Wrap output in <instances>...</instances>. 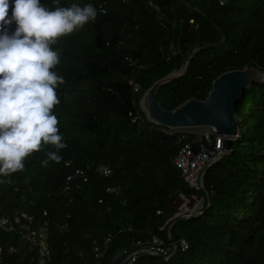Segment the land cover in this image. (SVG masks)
I'll use <instances>...</instances> for the list:
<instances>
[{
  "label": "trees",
  "instance_id": "trees-1",
  "mask_svg": "<svg viewBox=\"0 0 264 264\" xmlns=\"http://www.w3.org/2000/svg\"><path fill=\"white\" fill-rule=\"evenodd\" d=\"M154 1L158 10L149 0H60L61 6L91 3L98 11L95 22L53 46L61 60L54 70L66 81L54 114L67 147L59 163L41 165L54 150L49 145L29 157L23 171L0 177V215L26 212L38 225L48 222L46 264H95V245L105 249L99 264H120L113 256L130 245L132 252L133 240L155 234L169 243V225H161L173 215L178 192L202 193L182 180L173 163L178 134L149 118L145 93L188 60L187 69L158 90L168 110L191 98L205 100L227 71L264 73V0ZM235 113L240 135L205 173L203 212L172 227V238H186L189 247L168 259L143 252L131 264H264V80L244 90ZM87 165L89 181L65 193L66 176ZM99 165H109L112 174L101 176ZM0 240L19 247L3 264H37L36 249L20 233L0 227Z\"/></svg>",
  "mask_w": 264,
  "mask_h": 264
},
{
  "label": "clouds",
  "instance_id": "clouds-1",
  "mask_svg": "<svg viewBox=\"0 0 264 264\" xmlns=\"http://www.w3.org/2000/svg\"><path fill=\"white\" fill-rule=\"evenodd\" d=\"M53 4L0 0V177L23 171L25 161L49 145L54 150L41 165L59 163L67 147L54 114L66 81L54 70L61 60L53 46L95 22L98 11L91 3Z\"/></svg>",
  "mask_w": 264,
  "mask_h": 264
},
{
  "label": "built area",
  "instance_id": "built-area-1",
  "mask_svg": "<svg viewBox=\"0 0 264 264\" xmlns=\"http://www.w3.org/2000/svg\"><path fill=\"white\" fill-rule=\"evenodd\" d=\"M226 1L220 0V3L224 4ZM149 5L153 9H159L154 0H149ZM191 22L193 23L194 19H191ZM126 59L131 64L135 63V60L131 57H126ZM130 83L133 85L135 91L139 90L140 86L136 82L130 81ZM137 118V116L133 117L134 120ZM186 128H170L172 132L178 134V142L180 143L179 149L173 157V163L179 169L184 183L202 194L199 195L197 192L191 194L184 191L178 192L177 197L173 201L177 211L161 225V229L166 228L168 225L170 226L177 218L186 219L202 212V209L209 199V193L205 187V183L201 182L202 174L207 165L223 150V143L226 136L217 133L214 127L206 126L200 130H188L191 127ZM71 163V160L67 161L66 165L69 166ZM90 168V165H87L86 167H76L71 171L66 176L63 185L64 192L70 194L74 187L79 188L82 183L88 182V171ZM96 171L101 176H110L112 174V168L109 165H99ZM120 190V187L108 188V191H116L118 193ZM157 213L161 214L162 211L158 210ZM44 215H47V211H44ZM47 223L45 221L44 224H36L35 217L26 212H21L13 217L0 215V227L3 230L20 233L23 242L36 249L37 264H46L51 256ZM67 227V223L61 226L64 230ZM168 238L170 239L169 243H166L155 234L148 240H133L132 243L135 249L128 254L127 258L123 261L125 262L124 264L133 263L138 255L146 250L168 257L171 253L176 252L179 247L182 250H186L189 247L186 238L174 240L170 231H168ZM111 240L112 235L107 236L104 241L105 245ZM18 251L19 247L16 244L9 243L5 245L0 240V264H3L6 254H14ZM93 251L96 258L95 264H99L104 256L105 249L95 245ZM76 264L84 263L79 261Z\"/></svg>",
  "mask_w": 264,
  "mask_h": 264
},
{
  "label": "water",
  "instance_id": "water-1",
  "mask_svg": "<svg viewBox=\"0 0 264 264\" xmlns=\"http://www.w3.org/2000/svg\"><path fill=\"white\" fill-rule=\"evenodd\" d=\"M189 62V60H188ZM188 62L183 69H187ZM257 70L252 67L245 69H236L227 71L218 76L214 82L212 90L205 100L191 98L179 105L173 110L164 108L158 100V90L161 85L168 81L174 80L181 74H170L161 80H158L146 93L144 99L147 100L146 109L151 120L167 126L169 128H186V127H203L212 126L217 133L224 134L226 137L223 143V150L210 162L202 174L201 182L204 183V176L213 162L221 159L233 147V136L238 135L240 127L236 117L235 108L237 102L242 97L244 90L254 81H261L250 78L249 71ZM197 152V149L195 148ZM203 212V211H202ZM176 219L175 221L179 220ZM172 222L169 226L171 232L174 225ZM157 255L160 258H170L175 252L168 257H163L151 251H144ZM122 262L121 264H124Z\"/></svg>",
  "mask_w": 264,
  "mask_h": 264
},
{
  "label": "rangeland",
  "instance_id": "rangeland-1",
  "mask_svg": "<svg viewBox=\"0 0 264 264\" xmlns=\"http://www.w3.org/2000/svg\"><path fill=\"white\" fill-rule=\"evenodd\" d=\"M184 69V68H183ZM183 69L177 71L176 73H173V74H180L183 72ZM249 76L250 78H253V79H256V80H264V73L261 72V71H258V70H250L249 71ZM148 100V99H147ZM147 100L143 98L142 100V107L145 109V111L148 113L147 109H146V106H147ZM203 127H206V126H203ZM203 127H191V128H188V130H200L202 129ZM184 129H187V128H184ZM240 135V130H239V133L238 135L236 136H233L232 138L235 139V138H238ZM177 211V209H175V204H173V212L175 213ZM173 213V214H174ZM172 216V215H171ZM170 216V217H171ZM169 217V218H170ZM131 249H132V246H126L125 248L123 249H119L116 251L115 255L113 256V258H120L122 259V262L127 258L128 254L131 252ZM121 262V263H122ZM120 263V264H121Z\"/></svg>",
  "mask_w": 264,
  "mask_h": 264
}]
</instances>
